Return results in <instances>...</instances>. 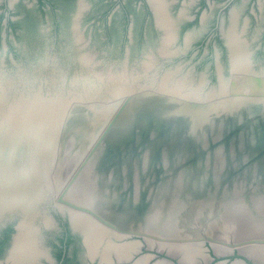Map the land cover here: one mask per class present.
Here are the masks:
<instances>
[{
  "label": "bare ground",
  "instance_id": "6f19581e",
  "mask_svg": "<svg viewBox=\"0 0 264 264\" xmlns=\"http://www.w3.org/2000/svg\"><path fill=\"white\" fill-rule=\"evenodd\" d=\"M149 1L157 11V19L163 29L160 49L161 54L169 57L177 51L172 48L174 34L172 19L167 15L165 2L163 3L162 0ZM183 13L184 12L181 11L179 13L180 16ZM235 13L236 11H232L229 25L225 30L223 29V35L229 49L228 72L232 77L230 82L234 80L233 85H236L237 88L233 90L227 80L222 77L221 72L218 74V87L207 88L206 90L202 79L194 85H190L189 81L191 77H185L186 75L184 78L176 79L175 77L178 76L177 70H179L178 66L166 69L161 74L158 85L160 89L164 90L167 94H162L159 95L161 97H158L144 92L131 98V107L134 109V112L136 111L135 113H137V123L147 118L154 107L157 108L155 110H159V113L162 111L166 114L177 115L178 120L180 118L179 121L183 124L181 126L187 125L186 127H189L190 131L191 129L200 130V128L207 125V123H213L212 121L214 120L212 119L216 118L215 113L218 112L219 114V110H224L226 107H231L230 109L237 107L241 108L243 99L237 94L245 92L249 94L248 92H250L253 95L251 98H257L256 102L260 105H264L263 75L256 76L254 80L246 76V74L244 75L246 65H244L243 62L246 61L247 56L243 49L244 41L234 27L236 26L237 18ZM190 35L192 34H189L187 37ZM147 59L148 60L144 63L145 70L149 69L151 64V57ZM121 74L122 72L118 74L119 78L122 77ZM228 84L230 86L229 88L227 87ZM4 92H6V90L3 87L0 89V218L4 215L16 214L19 219V227L22 235L38 234L39 226L36 222L39 219L40 221L42 220L45 225L49 224V218H47V215L41 210L44 205L47 204L48 199L52 198L55 203L63 204L62 208L69 212V220L72 222L73 226L79 228L83 232L91 253L95 254V252L100 249L101 241L105 238L115 237L116 235L120 236L119 234H127L129 232H140L145 234L146 241L149 245H154L153 243H156L158 248H164L167 252L174 255L177 254L179 260L183 264H192L194 262H199V257L203 255L200 241L197 236L194 235V232V234H184L181 232L178 229L180 226L177 224V220L175 219L173 221V217H169V215L164 212L165 206L166 211L173 210L171 214L173 213L176 215L177 210L188 204V199L193 197L194 200L198 201L202 199L199 205L204 206L198 205L199 207L205 208V206L208 207L213 204L226 207L233 202L241 203L243 201L241 200L242 197L238 195L242 190L241 183L250 185L251 190H253V188L257 190L259 184H261L260 186H264L263 166H261V168L258 166V170H256V168L254 169L252 178H246V174H243V172H245L244 169L242 170L241 176H237L233 179L228 178L229 180L227 183L222 185L221 179H223L224 175H230V169L227 171L225 167L222 171H219L213 167V164L211 165L209 163L210 158L209 160L205 159V152H202L199 153L198 159L200 160L181 170L175 167V165L170 168L171 163L167 164L166 167L165 165L161 167L162 169L158 171V176H164L168 172L174 179L171 177L172 179L168 178L169 181H167V179L163 180L161 185L157 188V192L153 199V196L143 195V192L138 193V191H145L149 186L148 184L146 185V183L139 184L138 174L141 169L138 167L130 169L128 164L129 160L127 159L123 160L121 168L117 169L113 164L115 159H113L112 156H110L111 158H105L107 156L104 152L106 144L101 146L99 151L89 160L81 171L79 179L72 185L69 183L72 180L71 177H73H70V170L72 168L70 158L74 156L72 154L80 153L83 146H81L82 144H76L73 147V152L70 151V153H72L71 156L68 157L66 155L68 153L63 154L65 144L66 147H69V144H72L73 140L74 142L77 141L78 137L82 134L92 133L94 128L102 122L104 116L106 117L112 109L119 106L118 103H77L71 107L67 125H65L64 129V134L66 136L63 139L64 142L60 146L61 152L57 159V164L54 167V171L50 174L49 168L47 167V154H42V147L38 149L40 145L45 147L47 145V140L41 139L42 144H39L38 138L36 137L37 132H46L47 128L43 120L34 121L36 119V112H38L35 108L36 105L27 102L26 98L23 102L20 99H15L11 102L10 98H3ZM227 93H229V96H226L228 95ZM170 94L180 95L182 97L195 96L209 98H211V95L216 94V99L212 98L213 101L209 103L208 107H199L197 112H192L182 101H177L173 97H170ZM222 95L225 96L222 97ZM236 95L237 97L234 98ZM250 102L256 103L252 99H248V103ZM143 108L148 109L146 114L145 111L142 113V110L139 111ZM132 118L133 116H127L118 119L112 133L118 132L121 135L130 133L128 128L133 124ZM187 128H184V130ZM187 131L189 130L187 129ZM110 141L112 142L111 136ZM261 143L263 142L261 141ZM26 147H28L29 152H26ZM130 147L131 146L128 145L127 149L125 148L127 151L122 152L121 155L130 156ZM150 153L149 147L145 146L143 156L145 158H147V156L149 157L148 162H151ZM206 153L210 157V152L207 151ZM224 153H221V158L225 161L227 159ZM186 154L187 157L190 156L189 153H185V155ZM39 155L45 159V161L44 159L42 161V167L37 165ZM133 155H135V153H133ZM167 156L170 157L169 154L164 155V157ZM176 158L177 157H175V159ZM136 159L135 157L133 159L135 163H137ZM142 161L146 162V160ZM61 163L65 165L63 168L59 166ZM177 169L179 170L176 171ZM130 172L134 175L133 179H130ZM74 176H76V174ZM173 182L177 184L173 186V189H169ZM230 184L234 187L235 194H229L227 192L229 189L227 186H230ZM245 188L247 189V187ZM167 193H169V195H167ZM243 193L244 192H241V194ZM253 193L254 195L250 196V198L248 196V202H246L244 198V203H250L249 205H239L244 207V211L241 212L238 209L240 211L239 214H231L232 216L230 219L227 217L223 218L227 220L226 225L228 227L224 228L232 229L235 223L237 226L233 228L232 235L239 252L250 258L256 264H264V192L260 193L259 191H253ZM157 196L159 197L158 200L156 199ZM215 200H218V202L215 203ZM196 202L197 201H195V203ZM224 207L223 210H221L223 212L220 213L221 215L217 220L227 215L226 213L228 212H225ZM153 208L155 212H153ZM205 210L207 209L205 208ZM255 211L258 212L256 213ZM198 212L200 214L202 211L198 210ZM197 218H199V216H197ZM216 222L218 223L219 221ZM207 224H209V222ZM210 228L206 226L215 253L224 254L230 252L227 243V237L229 236L221 232L219 228V231L212 227ZM28 237L31 238V236ZM102 247L104 248L103 251H101L103 254H106L110 249L109 247L112 248L113 245L111 243H106V245ZM114 247L117 252L122 254L128 251V248H131V246L123 248L116 247L115 245ZM140 259H138V261ZM158 263L159 262H157V264ZM136 264H138V262ZM232 264H240V262L236 260Z\"/></svg>",
  "mask_w": 264,
  "mask_h": 264
},
{
  "label": "water",
  "instance_id": "95a60500",
  "mask_svg": "<svg viewBox=\"0 0 264 264\" xmlns=\"http://www.w3.org/2000/svg\"><path fill=\"white\" fill-rule=\"evenodd\" d=\"M148 3L152 12L153 26L156 30L155 41L148 43L135 58H132L133 52L130 46V44L134 42L131 26L128 28L127 33L128 43L125 45L121 56L115 53L112 45L106 48L101 47L100 49L93 46L90 27H87L88 23L86 26L83 24L84 20L86 21V13L85 7H82V0H77L75 8L68 15L66 14L63 17L61 20V29H56L54 26L52 27V23L50 24L49 17L46 14L45 23L42 22V24H38L33 29L30 28V30L25 29L20 31L19 40L14 44L17 48V54L13 51V47L9 48L11 51H9L7 47H3L2 51H0V89L4 87L6 90L3 94V98H10L11 102L15 99H20L23 102L26 98L27 102L36 105L35 108L38 112H36V119L34 121L43 120L47 128L46 132H37L36 137L38 138L39 144H42L41 139L47 140V145L45 147L40 145L38 149L42 147V154H47V167L49 168L50 174L54 171V167L57 164V159L61 152L59 147L64 142L63 139L66 136L64 134L65 125H67L69 111L74 104L117 102L119 105L117 108L112 109L106 117L104 116L102 122L94 128L92 133L82 134L78 137L77 141L74 142L73 140L72 144H69L71 152H73V147L76 144H82L81 146H83L80 153L72 154L69 151L68 154H66L68 157L72 154L77 159L75 162L76 165L70 170H73L76 175L81 173L89 160L99 151V148L105 144L104 152L107 155L105 158H111L108 156V152L113 142L110 141V135L108 136L107 134L110 130L112 131L114 129L116 121L121 117L133 116V124L129 126L130 128L128 129L129 132L136 131V133H138L137 137L140 132H142V129L151 125L154 128L171 124L170 127L174 128L172 132H175V127H179V124H182L179 121L180 118L178 120L177 115L166 114L162 111L159 113V110H155L157 108L154 107L147 118L137 123V113H135L136 111L134 112V109L131 107V98L140 93L146 92L149 95L158 97H161L159 95L167 94L164 90L160 89L158 85L161 74L166 69H171L176 66H178L179 69L181 67V64L180 66L178 65L179 60L173 58L179 56L180 52L184 50L185 47V45L184 47L177 46L180 14L175 17L171 13H167L173 22L174 34L172 46L177 51L169 57L161 54L160 49L163 29L158 22L157 11L149 0ZM112 15L111 12L108 16L109 20H111ZM4 24L7 25L6 19L4 20ZM4 27L6 28V26ZM188 32L191 34L193 33V31ZM192 39L193 36L191 35L187 40L188 43ZM184 40L186 41V37H184ZM225 45L228 48L227 43H225ZM149 57H151V61L149 60L151 63L150 68L145 70L144 63ZM217 63L219 64V61H217ZM179 70H177L178 73ZM121 72L123 78H119L118 74ZM255 72L256 75H264L261 68ZM178 73V76L175 78H182V75ZM222 77L225 78L228 83H230L232 79L230 74L227 76L222 75ZM205 84V88H217L219 76L217 75V83H212L208 80ZM227 87H230L229 84ZM246 93L247 92L237 94L243 99V103L248 102V99H252L256 102L257 98L248 97L249 94ZM227 94L226 96H229V93ZM170 95V97H173L177 101H182L192 112H197L199 107H208L209 103L213 101L212 98L216 97V94L211 95V98ZM237 95L234 96V98L237 97ZM223 96L225 95H222V97ZM256 104L260 118L263 121L262 124L264 125V107L262 105L259 106L257 102ZM124 110H128L127 115H122V111ZM147 110L148 109L143 108L139 111H141V113L145 111L146 114ZM215 114L218 115V112ZM105 122V130L97 136L98 130L103 127V123ZM174 124L177 125L175 126ZM208 125H210V123H207V126L205 125L206 128ZM202 128L203 127L200 129ZM150 136H153V134ZM149 141L146 140L145 144H150ZM139 142L140 140H137V143ZM145 144L139 147H130V156L121 155L122 152L127 151V148L122 150L119 156L116 157L117 159H115L113 163L114 166L120 169L122 161L127 159L129 160L128 164L130 169L138 167L143 170V172L146 171L148 167L156 168L157 170L160 169V167L156 166H160L161 164L160 159H158L161 153L154 157L158 159V162L155 160L153 163L148 162V156L147 158L144 157V159H141V153H143L145 149ZM26 152H29L28 147H26ZM133 153H135V155H133ZM134 157L137 158V163L133 160ZM43 159L42 156H38L37 165L39 167H42ZM142 160H146V162ZM59 166L63 168L64 163H61V165L59 164ZM131 174L132 172H130V176ZM73 177L75 178V176ZM73 177L69 182L70 184L73 183ZM47 203H50L51 207L60 211L62 215L67 211L62 208L63 204L55 203L52 198H49ZM41 211L45 213L43 209ZM47 213L45 214L49 216L50 214ZM73 227L76 228L75 226ZM132 233L146 239L143 233ZM199 240H201V245L204 247H208L205 246L206 242L212 246L208 234H206V238L200 235ZM235 250L238 255H244L239 252L237 246L234 244L230 253L233 254Z\"/></svg>",
  "mask_w": 264,
  "mask_h": 264
},
{
  "label": "rangeland",
  "instance_id": "374dc122",
  "mask_svg": "<svg viewBox=\"0 0 264 264\" xmlns=\"http://www.w3.org/2000/svg\"><path fill=\"white\" fill-rule=\"evenodd\" d=\"M121 1L122 0H108V3L102 6L101 12L97 14L96 19L86 20V21L84 20L83 24H85V26L88 23V25L92 24L94 26H98V27L103 26L104 27L105 23L108 22L107 18L109 16V14L114 9H116L118 15L113 20V22L118 24V31L117 32L119 34V40L116 42V45L118 47L119 46L125 47V45L128 43V40L124 37V35H126L127 30L130 27V25L133 24L134 25V30H133L134 43H132V45L136 46V41L138 38V35H137L138 31L137 30H138L140 22L138 21V18L132 19L131 15L130 16L128 15L127 18L125 17L126 15H124V9H123V5H122ZM183 1H185V0H183ZM186 1H187L186 8L185 9L183 8L182 10H183V12H186V14H188V16H189V14H193V10H192L193 4L189 2L190 0H186ZM256 1L259 2L257 5L259 7V11H258V13L256 12V14H255L257 19L253 18V17L251 18V16L248 15V13H247L249 11V9L252 7V5L255 3V0H234L232 2V7L234 10H231L230 15H228V17L231 18L232 11H236L235 14H236L237 18H236V26H234V27H235V29H237L239 35L242 37V39L244 41L243 49H244L246 56H247L246 61L243 62L244 65H246V70H245L244 75L246 74V76H248L249 78H253V80L256 76H259V75H256V72H255L256 70H259L261 68V71L264 72V0H256ZM133 2H136V0H133ZM137 2H138V0H137ZM137 2L135 3L134 6H136ZM162 2L163 3L165 2L164 4L166 5L167 13H170V12L172 13L173 11H177L181 7L177 4H176V7L170 6L171 4L168 5L167 0H162ZM243 2L245 4L244 8H243V5L241 7V4H243ZM21 3L28 6L31 9L30 12L32 14H34L35 17H37V25L42 24V22L45 23V20H43L41 18L40 12L36 9V5L38 4V1H36V0H0V51H2L3 47H7V49L9 51H11V49H9L10 48L9 43L12 41L13 44H16L17 43L16 41L19 40L17 37H15V32L13 30V26L11 27L9 25L5 28L1 24L2 21L4 20V18H6L5 15H2L3 14L2 12H5L3 5L6 4V6L8 8L16 10L18 5H20ZM100 4H101V0H82V7H85V11L86 10H92L93 8H96ZM235 7L237 8V10H235L236 9ZM216 14H217V9H214L212 11H207L206 15H205L206 16L205 22L202 25V27H200V28L196 27L195 28V27H193L194 26V24H193V25H188L184 29L181 30V34H180L181 37L178 39V45L177 46L178 47H180V46L184 47V45H185V47H184V50H182L180 52L179 56H177L173 59L179 60L178 61L179 66L181 64V67L179 68L180 69L179 73H180V75H182V78H184L185 75H186L185 77H187V76L191 77V80L189 81L190 85H194V84L198 83V81H201L200 79H202L203 85L205 87V85H206L205 82L208 80L211 81L212 83H217V75L219 72H221L222 75H224V76L229 75V72H228L229 57H228V64H227V63L223 62V58H222V60H221V58L219 60L218 56L215 55V57H216L215 58L216 61H214L215 66L214 67L211 66V59H210L211 55L210 54L214 52V46H215L214 43H216L215 41L212 42L210 46L209 45H203V47L197 46V44H198L197 41L199 40L198 38H202L204 33L208 32L210 27H212V24L214 23ZM17 15L18 14H12V17H16ZM48 17H49L48 18L49 22H50V24L52 23L51 26L53 27L52 14L49 13ZM246 18H248V20H246ZM227 24L229 25V23H227ZM87 27H89V26H87ZM188 31H193V33H192L193 40H191L189 43L187 40L189 39V37L191 35L189 37H187V36L191 33H189ZM104 32H105V30H104ZM187 32H188V34H187ZM184 37H186V41L184 40ZM110 45H113V41L109 39L102 46L104 48H106ZM172 48H174V47H172ZM241 49H242V47H241ZM204 53H205L204 59H202L201 57L203 56ZM249 53H251V54H249ZM217 61H219V64L217 63ZM213 72L215 74L214 78H213V76L210 75V73L212 74ZM263 77H264V75H263ZM233 83H234V80L232 82H230L229 84L233 88V90H235L237 88V86L233 85ZM236 84H237V82H236ZM206 90H207V88H206ZM215 92H217V91H215ZM248 93H249L248 96H250V97L253 96L250 92H248ZM258 105L261 106L259 103H258ZM262 106H264V105H262ZM222 110L223 109H221V111L219 110L218 115L215 114L216 118L213 119L214 121H212L213 123H210V126L208 125V127L206 128V126H207L206 125L200 130L191 129V131H193V132L190 131L189 127L188 128L186 127L187 125L186 126L184 125L185 127L181 126L183 124H179L180 128L178 126L175 127L177 124H174L175 125L174 126L175 132L174 131L172 132V129H174V128L169 127V126H171V124L166 125V126L164 125V126H160V127H154V128H152L153 126L151 125V126H148V127H145L144 129H142L143 132H140L138 137H137L138 134L136 133V131H132L130 133H127L126 135H121L118 132L112 133L113 130L112 131L110 130L107 135L111 136V140L113 142V145H111V148L109 149L110 151H109L108 156L109 157L112 156L113 159H117L116 157H118L120 152L122 150H125V148H127L128 145H130L131 147L133 146L132 148L139 147L142 144L144 145L146 140H148V141L150 140L149 141L150 144H147V145L145 144V145L147 147H149V149H150L151 163H153L154 160L156 162H158V159H160V161H161L160 166H156V167H160V169H162L161 167H164V165L166 167L167 164L171 163L170 168L173 165H175V167H177L181 170L182 168L188 167L192 163H195L198 160H200V159H198L199 153L205 152L204 153L205 159L209 160V158H210L209 163L211 165L213 164V167H215L219 171H222V169H224L225 167H226L225 170H227V171L230 169L229 170L230 175H224L223 179H221L222 185L226 184L229 179H233L237 176H241L242 170H244V169H245L244 170L245 172H243V174H246L245 175L246 178H252L254 175L253 171L255 168H256V170H258V166H259V168H261V166L264 167V125L262 124L263 121L260 118V114H259L258 109H257V104L253 103V102H250V103L244 102L243 105L241 106V108L230 109V108L226 107V109H224L223 111ZM127 111L128 110L122 111L123 112L122 115H127L128 114ZM106 122L103 123L104 124L103 127H101L98 130L97 136H99L105 130L104 126H105ZM184 128H187L190 131V133H189V131H187V129L184 130ZM179 129H180V131H179ZM151 134H153V136H150ZM137 140H140V142L137 143ZM261 141L263 143H261ZM223 146H224V148H223ZM59 150H60V147H59ZM70 150H71V148L66 147V144H65L63 154L68 153ZM207 151L210 152L209 153L210 157L206 153ZM224 151H225V153H224ZM211 152H212V154H211ZM222 152L226 155V159H227V160H225L226 164H225V161L223 160V158H221ZM160 153H161V155L158 157V159H155L154 157ZM185 153H189L190 156L187 157V154L185 155ZM165 154H169L170 157H168V156L164 157ZM217 155H218V157H217ZM175 157H177V158L175 159ZM70 159H71V163H72L71 167L75 166L76 165L75 162L77 159L74 156H71ZM141 159H144L143 153H141ZM214 159H216V160H214ZM160 169L157 170L156 168L148 167V169H146V171H144V172L142 170L139 171L140 172L138 174L139 184L146 183V185L148 184L149 186L147 187V189L145 191H143V190L138 191V193L143 192V195L146 194L147 196L148 195L153 196V199H154V196L157 192V188L161 185V182H163V180H166V179H167V181H169V179L171 177L173 178V176L168 172L164 176H161V177L158 176V171ZM179 169H177L176 171H178ZM70 172H69L71 174L70 177L74 176L76 174L75 172H73V170ZM246 172H248V173H246ZM72 174H74V175H72ZM79 175H76V176H78L77 178L73 177L75 181L73 180L72 185H74V183L77 181V179H79ZM64 178H66V177H64ZM133 178H134V175L131 174L130 179H133ZM175 184H177V183H175V182L171 183V186H170L171 188H169V189H173V186ZM260 185L261 184L258 185L259 188L257 187V190L254 188H253V190H251L250 185H248V184L244 185L241 183L242 190L238 193V195L242 197L241 200H243L241 203L240 202H237V203L233 202L226 207L219 205V204H215V205L213 204V205L208 206V207L205 206V208L207 209V210H205L204 207H199V206H204V205H199V203H201L202 199H200V201H198V200H194L193 197H190L188 199L189 202H187L188 204H186L182 208H179L177 210L176 215H174L173 213L171 214V212L173 210L172 211L168 210L169 212L166 211V206H165L164 212H166L169 215V217H173V221L175 219L177 220V224H179V226L181 228V229L180 228H178V229L181 232H183L184 234H194L195 233L194 235L199 234V235H202L206 238V234H208L207 230H206V226H208L209 228L212 227L218 231L220 229L221 232H223L224 234H227L229 236V237H227V241H228L227 243L229 246L233 247L234 244H235V246H237L235 239L232 235L233 234V228L236 227L237 225H235V223H234L233 224L234 227H232V229L231 228L227 229L228 228L226 225L227 220H225L223 218L227 217L230 219V217L233 214L234 215L239 214L240 211L241 212L244 211V207L239 206V205H241V204L249 205L250 203L248 204L246 202L249 201L248 199L250 198V196L254 195L253 191H256V192L259 191L260 193L264 192V186H260ZM230 186H231V184H230ZM230 186H227V188L229 187L227 192L229 194L230 193L235 194L234 187L233 186L230 187ZM177 187H178V185H177ZM245 187H247V189ZM221 190H222V188H221ZM241 192H244V193L241 194ZM219 194H220V192H219ZM167 195H169V193H167ZM244 196H247V197H244ZM248 196H249V198H248ZM158 198L159 197L157 196L156 199L158 200ZM244 198L246 199L245 203H244ZM195 201H197V202L195 203ZM216 202H218V200H215V203ZM209 207L210 208L213 207V208L210 209ZM223 207L225 209V212H228V213H226L227 215L225 214L226 216L221 217L222 220H224V221H222L221 218H220V220H217V218L220 217V215H221L220 213L223 212V211H221V210H223ZM250 207H252V206H250ZM197 209L199 211H202V212L199 214ZM152 210H153V212H155L154 208ZM255 212L257 213L258 211H255ZM228 215H229V217H228ZM197 216H199V218H197ZM216 221H219L218 222L219 224ZM208 222H209V224H207ZM221 223H223V224H221ZM213 225H214V227H213ZM183 226H184V229H183ZM224 227H227V228L225 229ZM199 237L197 236L198 240L200 239ZM199 241L201 242V240H199ZM153 244H156V243H153ZM205 244L207 245V243H205ZM199 259H200V257H199Z\"/></svg>",
  "mask_w": 264,
  "mask_h": 264
},
{
  "label": "flooded vegetation",
  "instance_id": "af4514ba",
  "mask_svg": "<svg viewBox=\"0 0 264 264\" xmlns=\"http://www.w3.org/2000/svg\"><path fill=\"white\" fill-rule=\"evenodd\" d=\"M36 1H38L36 9L40 12L41 18L45 20L46 14L48 16L49 13L52 14L53 26L56 29L62 28L61 20L66 14L68 15L75 8L77 2V0ZM167 1L168 5L171 4L170 6L172 7H176V4L181 6L177 11H173V14L170 12L175 17H177L178 14L183 11L182 9H185L187 5L186 0V2L183 0ZM233 1L234 0H190L189 2L193 4V14H189L188 16V14L184 12L179 18L180 38L182 29L193 24V27L195 28L202 27L205 22L206 12L217 9V14L212 27H210L208 32L204 33L202 38H198L199 40L197 41V46L199 47H203V45L210 46L214 41L217 43H214V52L210 54L212 67L215 66V55L218 56L219 60L220 58L221 60L223 58V62L228 64L229 50L225 45L226 40L223 35V29H226L228 26L227 23L230 21V17H228V15H230L231 10H233ZM136 2H133V0L121 1L124 9V15H126L125 17L127 18L128 15H131L132 19L138 18V21L140 22L137 30L138 38L136 46L132 45L134 42L130 44L133 52L132 58L139 55L148 43L155 41L156 32L155 27L153 26L152 12L148 0H138L136 6H134ZM244 2L243 4L240 3L241 7L243 5V8L245 5ZM107 3L108 0H101V4L99 6L93 8L92 10H86V20L96 19L97 14L101 12L102 6ZM258 3L259 2L255 0V3L247 12L251 18L253 17L257 19L255 14L259 11V7L257 6ZM3 6L5 12H2V15H5L6 18H4V20H7V25L4 24V20L1 24L3 27H7L9 25L11 27L13 26L15 37L18 39L20 37V31L25 29L30 30V28L33 29L37 26V17L30 12L31 9L25 4L21 3L18 5L16 10L8 8L6 4ZM235 10H237V8ZM12 14L18 15L16 17H12ZM112 14L111 20L107 18L108 22L105 23L104 27H98L92 24H90L91 26H88L90 27V35L93 41L92 44L95 48L100 49L103 47L102 45L110 39L113 41L112 47L114 48L115 53L121 56L123 54L124 46L118 47L116 45V42L119 40V34L117 32L118 24L113 22L114 18L118 15L117 10L114 9ZM246 20H248V18H246ZM130 26L132 27L133 32L134 25L131 24ZM127 33L124 37L128 40ZM9 45L11 48L13 47V51L17 54V48L14 46L12 41ZM204 55L205 53L201 57L202 59H204ZM210 75L213 76V78L215 77L214 72L212 74L210 73ZM43 211L50 214L49 216L47 215L50 222L48 225H45L42 220H37L36 223L39 226V230L38 234L34 235L21 234L19 219L16 214L12 213L10 215H4L0 218V264H136L137 262L138 264H157V262H159L158 264H183L179 260L177 254L174 255L169 253L164 248L160 249L156 244L149 245L146 239L132 232L119 234L120 236L116 235L115 237H108L102 241L100 240V249H98L95 254L91 253L83 232L79 228L73 227L68 218L69 215H67V211H65L64 215H62L60 211L51 207L50 203H47L43 207ZM28 236H31V238ZM197 236L199 237V234ZM105 242L107 244L111 243L113 247L115 245L116 247L118 246L123 248L131 246V248H128V251H125V253L122 254L117 252L115 247L114 249L113 247H109V253L107 252L106 254H103L102 251L104 247L102 246L106 245ZM205 246L208 247L201 245L203 257L200 256V261L192 264H232L236 260L239 261L240 264H256L247 256L238 255L236 250L233 254L228 252L217 255L212 246L208 243L207 245L205 244ZM231 248L232 246H229L230 250ZM138 259L140 260L138 261Z\"/></svg>",
  "mask_w": 264,
  "mask_h": 264
}]
</instances>
